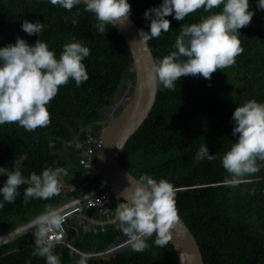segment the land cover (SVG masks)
<instances>
[{
	"label": "trees",
	"instance_id": "obj_1",
	"mask_svg": "<svg viewBox=\"0 0 264 264\" xmlns=\"http://www.w3.org/2000/svg\"><path fill=\"white\" fill-rule=\"evenodd\" d=\"M128 2L133 21L139 30L148 32L150 20L144 13L159 7L162 0ZM249 4L255 15L247 27L238 29L244 51L235 64L217 70L210 80L200 75L182 76L175 90L158 85L146 120L119 157L136 179L148 174L174 185L179 217L195 238L203 264H264V162H258L260 170L235 187L223 183L228 173L221 162L238 136L232 133L235 107L249 99L264 103V9L257 7V0H249ZM84 9L83 3L68 11L53 6L50 0H0V48L15 44L19 37L30 46L37 39L47 43L57 59L63 46L73 39L90 49L83 60L89 79L80 86L70 79L59 88L46 106L51 117L47 127L28 132L15 123L0 125V167L12 170L13 161L27 154L21 168L25 177L33 172L39 175L46 167H62L66 172L63 179L71 185L87 172L74 144L88 135L98 137L103 129L100 122L117 116L128 103L135 83L130 51L112 25H106L104 35L98 33L94 14ZM209 14L199 9L184 21L174 19V13L165 17L171 29L148 42L154 61L175 50L173 45L183 24L199 22L201 16ZM73 16L78 23H72ZM24 20L39 21L43 31L38 36L28 35L21 28ZM203 144L216 160L195 159ZM94 157L98 158V152ZM6 178L0 175V187ZM26 187L21 185L15 201L4 203L0 209V236L80 195L88 186L73 190L62 187L58 196L30 198L25 203ZM88 211L91 214L94 209ZM114 216L115 212L108 220ZM95 220L107 221L100 216ZM90 225L91 230L84 232L67 220L66 243L80 253L102 254L83 257L66 245L55 244L54 253L60 256L61 264H79L82 259L85 264H178L170 242L159 247L153 235L146 238L149 247L138 253L131 249L118 221ZM34 250L32 234L25 233L0 246V264H46V258L33 255Z\"/></svg>",
	"mask_w": 264,
	"mask_h": 264
},
{
	"label": "clouds",
	"instance_id": "obj_2",
	"mask_svg": "<svg viewBox=\"0 0 264 264\" xmlns=\"http://www.w3.org/2000/svg\"><path fill=\"white\" fill-rule=\"evenodd\" d=\"M50 3L68 11L83 3L84 10L94 14L95 27L102 35L107 31L106 25L121 19L128 21L132 11L128 0H50ZM257 7L264 9V0H257ZM199 9L210 14L201 16L199 22L181 26L173 45L175 50L146 68L150 82L175 90L176 82L182 76L200 75L210 80L217 70L233 66L242 54L244 49L238 29L247 27L255 15L250 10L249 0H162L159 7L145 11V19L150 20L149 31L138 30L139 43L146 47L150 40L159 38L162 32L167 33L171 28L165 17L174 13V19L184 21ZM213 9L220 10L213 12ZM72 23H78L76 16ZM21 28L28 35L38 36L44 25L39 21L24 20ZM89 55L90 49L75 39L63 46L58 59L54 50L40 39L30 46L17 37L15 44L0 48V125L15 123L28 132L47 127L51 117L46 106L58 94L59 88L67 85L70 79L76 86L89 79L83 63ZM232 118L235 122L232 133L238 136L221 157V162L228 173L223 183L235 187L244 177L260 170L258 162H264V103L249 99L235 107ZM27 158V154H23L15 159L12 170L0 167V175L7 177L0 187L3 197L0 209L4 203L15 201L21 185H28L24 190L25 203L30 198L47 200L60 194L65 169L46 167L39 175L33 172L25 177L21 168ZM216 158L215 154H209L205 144L200 146L195 157L198 162ZM128 182L130 186L123 190L115 213L131 249L143 252L149 247L146 238L153 235L157 246L168 245L173 239L171 230L180 219L176 206L177 189L168 180H157L148 174ZM64 222L65 217L50 208L33 221L36 237L33 255L46 258V264H61L60 256L54 253L55 241L49 237L63 232ZM79 264H85V261L82 259Z\"/></svg>",
	"mask_w": 264,
	"mask_h": 264
},
{
	"label": "water",
	"instance_id": "obj_3",
	"mask_svg": "<svg viewBox=\"0 0 264 264\" xmlns=\"http://www.w3.org/2000/svg\"><path fill=\"white\" fill-rule=\"evenodd\" d=\"M114 23L112 26L125 41L133 60L135 73L133 91L128 103L117 116L100 122L103 125V129L94 150L98 152V158L96 157L98 168L93 172L81 175L71 185L66 184L62 178L61 184L65 189L72 190L79 185L82 179L93 175L100 176L113 189L117 207L121 202L120 197L124 195L123 190L130 186L128 180L136 179L122 166L119 159L121 150L118 147L123 149L127 141L146 120L155 102L159 88L155 81L150 82L148 80L146 68L151 67L154 58L148 45L145 47L139 43V28L131 15L128 21L121 19ZM128 174L130 178L127 179ZM80 216L86 219L85 215L81 214ZM88 221L93 225L105 226L117 221L116 213L115 217L110 221ZM171 231L173 239L170 243L174 248L178 264H203L199 246L181 218Z\"/></svg>",
	"mask_w": 264,
	"mask_h": 264
},
{
	"label": "built area",
	"instance_id": "obj_4",
	"mask_svg": "<svg viewBox=\"0 0 264 264\" xmlns=\"http://www.w3.org/2000/svg\"><path fill=\"white\" fill-rule=\"evenodd\" d=\"M99 137L100 135L98 137L88 135L83 142L74 144V148L81 153L82 167L88 172H93L98 168L97 159L96 157H94V150ZM90 177V179H93L95 175ZM87 186L88 188L82 194L77 197H73V199L54 208V210L59 211L65 217V222L63 225L64 230L60 233L50 234L49 237L51 240L55 241V244L66 245L71 250L81 254L83 257H91L94 255H100L102 253H80L74 247H71L69 244H67L64 227L65 223L69 218L77 217V225L81 226L84 232H88L92 228L88 220H95L96 217L99 216L108 220L114 215L116 207V200H114V191L104 179L99 177V179L94 182L87 181ZM91 209H94V211L91 214H87L89 212L88 210ZM81 214L85 215L86 219L81 218ZM84 221L88 224H85ZM31 223H33V220L28 224ZM29 230L31 231L30 233L32 234L33 240L35 241L36 237L34 232H32L34 230V227ZM13 231L14 229L4 233L3 235H1L0 239L8 237ZM15 237L16 236L8 240H4L1 244L8 243L9 240L14 239Z\"/></svg>",
	"mask_w": 264,
	"mask_h": 264
},
{
	"label": "bare ground",
	"instance_id": "obj_5",
	"mask_svg": "<svg viewBox=\"0 0 264 264\" xmlns=\"http://www.w3.org/2000/svg\"><path fill=\"white\" fill-rule=\"evenodd\" d=\"M31 228H33V223L28 224V225H26V226H24V227H22V228H18V229H16V230H14V231H13L8 237L0 239V244H1L4 240H8V239H10V238H12V237H14V236H17V235H19V234H21V233H23V232H25V231H27V230H29V229H31Z\"/></svg>",
	"mask_w": 264,
	"mask_h": 264
},
{
	"label": "rangeland",
	"instance_id": "obj_6",
	"mask_svg": "<svg viewBox=\"0 0 264 264\" xmlns=\"http://www.w3.org/2000/svg\"><path fill=\"white\" fill-rule=\"evenodd\" d=\"M124 104H125V102H122V107L124 106ZM78 152V154H80V157H81V153L79 152V151H77ZM79 185H81V186H84V185H87L86 184V180H84V179H82V181L79 183ZM78 185V186H79ZM34 221V220H33ZM28 225V224H27ZM26 226V225H25ZM22 227H24V226H22ZM22 227H20V228H22ZM31 231L30 230H27L26 232H24V233H22V234H20V235H23V234H25V233H30ZM32 232H34V234H35V229L32 231ZM20 235H18V236H20ZM18 236H16V237H18ZM15 237V238H16Z\"/></svg>",
	"mask_w": 264,
	"mask_h": 264
},
{
	"label": "crops",
	"instance_id": "obj_7",
	"mask_svg": "<svg viewBox=\"0 0 264 264\" xmlns=\"http://www.w3.org/2000/svg\"><path fill=\"white\" fill-rule=\"evenodd\" d=\"M76 222L78 223V218H77V217H72V218H69V219H68V223H69V224H72V223L74 224V223H76Z\"/></svg>",
	"mask_w": 264,
	"mask_h": 264
}]
</instances>
